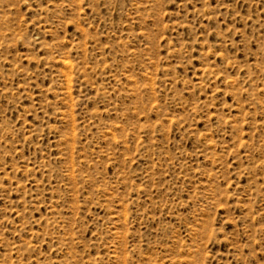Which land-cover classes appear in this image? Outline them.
<instances>
[{
	"label": "rangeland",
	"instance_id": "rangeland-1",
	"mask_svg": "<svg viewBox=\"0 0 264 264\" xmlns=\"http://www.w3.org/2000/svg\"><path fill=\"white\" fill-rule=\"evenodd\" d=\"M0 264H264V0H0Z\"/></svg>",
	"mask_w": 264,
	"mask_h": 264
}]
</instances>
